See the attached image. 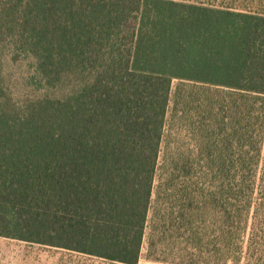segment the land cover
<instances>
[{"label": "trees", "instance_id": "1", "mask_svg": "<svg viewBox=\"0 0 264 264\" xmlns=\"http://www.w3.org/2000/svg\"><path fill=\"white\" fill-rule=\"evenodd\" d=\"M1 58L0 238L264 264V0H0Z\"/></svg>", "mask_w": 264, "mask_h": 264}, {"label": "rangeland", "instance_id": "2", "mask_svg": "<svg viewBox=\"0 0 264 264\" xmlns=\"http://www.w3.org/2000/svg\"><path fill=\"white\" fill-rule=\"evenodd\" d=\"M31 63L30 60H26L12 64L6 58L0 59V80L16 101H22L27 96L32 97L38 94L32 88H27L28 78L32 74ZM174 85L175 83L172 85V90ZM176 139L178 142H186L184 132H179ZM146 248L147 244L144 240L140 264L151 262L146 258ZM63 254L51 248L0 238V264H82L73 258L69 261Z\"/></svg>", "mask_w": 264, "mask_h": 264}, {"label": "crops", "instance_id": "3", "mask_svg": "<svg viewBox=\"0 0 264 264\" xmlns=\"http://www.w3.org/2000/svg\"><path fill=\"white\" fill-rule=\"evenodd\" d=\"M137 264H140V259H139V261H138V263ZM144 264H162V263H156V262H146V263H144Z\"/></svg>", "mask_w": 264, "mask_h": 264}]
</instances>
